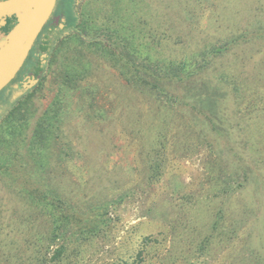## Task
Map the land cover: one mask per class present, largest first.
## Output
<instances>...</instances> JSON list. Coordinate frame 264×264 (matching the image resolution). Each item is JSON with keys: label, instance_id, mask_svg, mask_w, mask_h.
<instances>
[{"label": "trees", "instance_id": "1", "mask_svg": "<svg viewBox=\"0 0 264 264\" xmlns=\"http://www.w3.org/2000/svg\"><path fill=\"white\" fill-rule=\"evenodd\" d=\"M62 1H66L70 11L74 0ZM235 1L228 2L235 7L239 0ZM184 4L187 6L184 8L187 17L183 16L190 20L188 17L194 11L189 8V0H184ZM85 5L80 22L79 16L75 17L72 13L69 18L77 31L61 39L47 58V68H53L55 63L64 60L58 70L53 72L59 79V92L39 116L29 139L25 138L27 128L21 119L35 91L12 106L0 122V193L13 195L23 205L21 211L16 210L11 216L6 198L4 200L0 195V261L5 264H63L73 242L82 243L103 233V210L111 204L110 201L88 204L84 199L81 204H75L77 194L69 199L54 188L43 189L44 186H41L49 185L46 175L52 174L54 161L59 164L67 159L74 160L73 164L78 163L77 168L83 166L76 161L81 155L74 152L66 129L74 113L78 112L75 109L71 111L73 95L80 98L81 103L77 107L87 123L107 121L114 116L108 114L105 107L96 108L95 105L99 101L97 98L103 83L98 80L102 69L109 67L116 70L128 88L147 98L148 106L145 109L144 105L135 103L141 110L135 111L138 113H135L132 135L125 134L122 128L121 132L123 139L129 141L125 149L132 153L139 152L142 156L139 171L147 174L146 178L152 183L160 180L168 161L176 156V151L197 147L193 140H204L205 146L213 147L210 132L226 137L233 130L248 124V134L264 145V123L257 118L250 122V118L260 108L262 97L250 98L248 90H253L241 79L240 73H236L235 68L237 61L243 58L234 52L235 48L253 43V40L260 41L262 38L264 42L263 22H256L255 27L228 34L224 38L211 40L209 38L214 35H184L171 31L170 27L164 25V17L161 19L157 15L159 8L148 0H88ZM165 7L170 8L171 3ZM176 8L179 9L178 6ZM214 17L212 13L211 21L217 24L220 18ZM14 23V18L9 19L7 28L10 29ZM206 26L203 20L196 21L199 30ZM69 39L73 41L72 48L63 53ZM229 54H234L238 60L227 62V65L225 58ZM36 70L40 84L46 77L43 76L46 69L37 62ZM94 74L95 81L92 80ZM102 87L109 90L106 84ZM229 102L237 107V115L234 114L237 119L232 120L227 115ZM123 103H126L125 100L118 105ZM198 122L202 124V129L198 128ZM111 132L114 141L116 129ZM63 136L67 138L65 144ZM57 145L58 153L55 151ZM21 146H26L24 154L21 153ZM227 147L238 162L244 159L243 154L239 156L231 146ZM134 162L139 161L135 159ZM137 168L135 165L132 170L139 172ZM80 172L83 175L84 171ZM88 176L87 180L83 176L78 177L77 183L85 188L84 184L88 185L89 180L97 182L95 172ZM246 183L247 178L233 183L232 191H237ZM229 191L227 188L220 193V197L230 202L228 214L225 211L226 223L219 219L209 222L208 235L199 244L198 255L208 252L215 232L218 236L227 234L230 237L238 233L241 220L233 215L236 213L231 207L237 196L228 199ZM43 220L49 227L44 228ZM16 235L21 237L22 243L9 240ZM150 239L146 237L143 244H147ZM139 251L141 254L143 248ZM260 259L261 256L257 259L250 257L245 264H264ZM241 262L237 261V264Z\"/></svg>", "mask_w": 264, "mask_h": 264}, {"label": "rangeland", "instance_id": "2", "mask_svg": "<svg viewBox=\"0 0 264 264\" xmlns=\"http://www.w3.org/2000/svg\"><path fill=\"white\" fill-rule=\"evenodd\" d=\"M87 1L76 2L79 22ZM228 1L189 0V8L194 13L188 20L183 16H186L184 8L187 7L184 0H148L159 8L157 15L161 19L164 17V25L170 27L171 31L182 32L184 35H214L209 39L215 40L255 27L256 22L264 23V0H239L235 7ZM169 2L171 7H165ZM212 13L214 18H220L217 24L211 21ZM200 19L207 25L203 30L196 27V21ZM72 34L74 32L70 35ZM253 41L235 48L234 52H238L243 58L237 61L235 68L236 73H240L241 79L254 91L248 90L250 98L262 97L259 99L260 108L250 118V122L257 118L264 123V42L262 38L260 41ZM72 44L73 41L69 39L63 53L70 51ZM59 59L62 60V56ZM235 59L237 58L234 54H229L225 63L229 65ZM46 60L49 66V60ZM63 62L64 60L57 62L53 68L46 69L43 75L46 76L45 79L32 91H35L34 95L29 100L27 109L25 107L22 112L24 117L21 121L27 128L26 140L31 136L39 116L52 104L59 92V79H56L58 77L53 72ZM108 68L99 71L98 80L103 83L97 98L99 101L95 105L96 108L105 107L108 114L112 113L114 116L107 121L87 123L77 107L81 100L76 94L73 95L71 111L75 109L78 112L74 111V117L67 123L66 129L74 152L81 155L76 161L83 166L77 168L78 163L73 164L74 160L67 159L59 164L54 161L52 174L46 175L49 185L41 184L43 189L54 188L69 199L77 194L75 204H81L84 199L88 204L111 202L103 210V233L82 243L73 242L63 264H237V261L245 264L250 257L257 259L260 256V262L264 263V145L248 134V124L233 130L226 137L210 132L213 147L205 146L204 140H193L197 147L176 151V156L168 161L160 180L152 183L146 178L147 174L139 171L143 162L142 156L139 152L132 153L125 149V144L129 141L123 139L121 132L122 128L125 134L132 135L138 113L135 111L141 110L135 103L144 105L145 109L148 106L147 98L128 88L120 74ZM92 80H97L95 74ZM103 84L109 86V90L103 89ZM124 100L126 103L118 105ZM236 111L237 107L231 102L227 109L229 118L237 119L234 118ZM198 124V128L202 129V124ZM114 128L117 135L113 141L111 131ZM255 135L257 137V133ZM63 141L64 144L67 142L65 136ZM227 146H231L239 156L240 153L243 154L244 159L238 162ZM21 147V153L24 154L26 146ZM56 148L58 153L59 145ZM135 159L139 162H134ZM135 165L139 172L132 170ZM81 170L84 171L83 175ZM92 172L96 173L97 182L94 183L91 179L88 185L84 184L85 188L81 187L82 184L77 183L78 177L83 176L87 180ZM246 178L245 186L232 191L233 183ZM227 188L230 189L228 199L237 196L231 207L236 213L233 215L241 220L238 233L235 237H230L227 234L218 236L215 232L216 236L210 243L208 252L198 255L199 244L208 235L206 232L209 222L219 219L226 223L225 211L228 214L230 202L220 197V193ZM0 195L4 200L6 198L11 216L14 211L22 210V203L13 195ZM86 211L89 213V210ZM42 223L46 226L44 228L49 227L45 220ZM146 237L151 239L143 244ZM9 240L22 243L19 235ZM141 247L143 252L139 254ZM0 264L5 262L0 261Z\"/></svg>", "mask_w": 264, "mask_h": 264}, {"label": "flooded vegetation", "instance_id": "3", "mask_svg": "<svg viewBox=\"0 0 264 264\" xmlns=\"http://www.w3.org/2000/svg\"><path fill=\"white\" fill-rule=\"evenodd\" d=\"M78 1L74 0L70 11H68L66 1L56 0V5L36 38L23 66L10 83L0 92V122L13 108L12 106L22 101L29 95V92L35 90L40 81V76L36 74L37 62L41 67L47 69L48 61L46 59L54 51L59 41L72 32L77 31L75 26L70 24L69 18L71 13L75 17L78 16L75 8ZM13 18L15 19V23H17V18L13 15L6 17L5 25H0V38L8 34L11 28L8 29L7 24L9 19Z\"/></svg>", "mask_w": 264, "mask_h": 264}, {"label": "water", "instance_id": "4", "mask_svg": "<svg viewBox=\"0 0 264 264\" xmlns=\"http://www.w3.org/2000/svg\"><path fill=\"white\" fill-rule=\"evenodd\" d=\"M56 0H0V25L16 16L6 36L0 38V92L23 66Z\"/></svg>", "mask_w": 264, "mask_h": 264}]
</instances>
